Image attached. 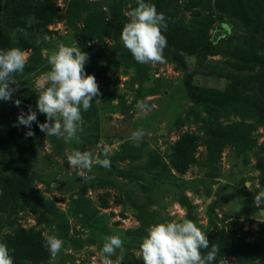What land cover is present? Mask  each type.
Listing matches in <instances>:
<instances>
[{
	"label": "rangeland",
	"instance_id": "374dc122",
	"mask_svg": "<svg viewBox=\"0 0 264 264\" xmlns=\"http://www.w3.org/2000/svg\"><path fill=\"white\" fill-rule=\"evenodd\" d=\"M70 1L55 0L59 17L37 31L41 35L39 44L18 29L5 27L13 47L26 52V66L35 68L23 74L35 102V88L50 70V53L61 42L79 47L78 34L88 14L81 12L75 25H69L64 14ZM171 1L181 25L193 28L197 22L213 20L210 34L222 52L198 54L186 64L194 72V84L223 90L229 82L219 74L234 71L229 50L243 47L249 31L235 19H218L220 13L215 7L199 8L196 15L188 9L190 0ZM85 2L106 18L127 17L126 12L136 6V0ZM45 35L50 42L43 40ZM23 40H28L31 47L24 48ZM85 53V71L95 76L100 95L88 111H82L79 142L65 143L45 133L41 136L33 171L37 192L33 205L40 213L21 212L15 225H6L3 234L32 228L62 239L61 252L44 264H100L103 238L108 235H120L124 240L120 264H143L139 246L146 229L173 219H190L206 235L236 230L249 241L264 238V201L259 206L254 203L255 194L264 191L257 167L258 158L264 155V122L252 115L241 117L231 109L222 113L194 102L187 94L184 68L173 61L137 63L120 38L95 41L91 51ZM254 97L264 104L261 97ZM141 103L144 107H137ZM0 106L7 109V101L0 100ZM138 129L143 130V136L135 146L132 134ZM212 129L242 133L249 142L246 152L238 156L228 146L216 168L211 169L207 141ZM186 133L199 136L197 163L180 174L170 160L175 143ZM74 149L90 151L94 159L105 158L106 149L110 168L94 163L88 180H83L79 170L67 161V154ZM185 201L191 205V215L183 205ZM103 204H108L107 208ZM119 255L117 250L111 259L115 261ZM227 264L237 263L229 257ZM255 264H264V256Z\"/></svg>",
	"mask_w": 264,
	"mask_h": 264
},
{
	"label": "trees",
	"instance_id": "16d2710c",
	"mask_svg": "<svg viewBox=\"0 0 264 264\" xmlns=\"http://www.w3.org/2000/svg\"><path fill=\"white\" fill-rule=\"evenodd\" d=\"M146 2L154 4L157 11L168 18L167 30L164 32L168 46L163 54L165 61L176 62L185 69V87L190 99L222 113L231 109L241 117L252 115L264 122V104L254 97L258 95L264 100V0H190L188 3V9L194 10L196 15L199 8L215 7L220 13L218 19H235L249 31L243 47L229 50L234 58L230 63L234 71L219 74L229 82L223 90L194 84V72L186 64L189 58L198 54L212 55L222 52L221 47L214 44L210 34L213 20L207 18L197 22L193 28L186 27L177 23L179 13L172 7L171 0ZM83 11L88 15L78 34V46L82 51L90 52L91 44L95 41L120 38L127 17L113 15L106 18L85 0H71L64 14L67 23L74 26L75 19ZM58 17L59 8L55 0H0V49L13 47L5 27L18 29L28 37L37 39L41 37L37 31L41 27L46 29ZM23 41L24 48L31 47L28 40ZM181 51L187 54V58L179 54ZM33 70L34 66H26L24 72ZM23 74L15 77L19 88L13 94L12 101H7V109L0 106V242L8 245L14 264H44L53 256L43 247L44 235L41 232L32 228H18L13 233L3 234L6 225H15L21 212L30 210L40 213L39 207L33 205L37 193L33 186V171L39 155V140L44 132L34 123L31 128L34 135L26 136L28 129L17 126V117L21 110L27 113L29 106L37 111L39 123H44L46 116L38 112ZM16 99L21 101L19 107L14 104ZM210 135L207 141V160L213 170L226 147H233L240 156L249 146L246 137L238 131L212 129ZM198 141L199 136L193 133H186L177 140L170 160L176 172L185 174L197 163ZM257 167L260 171V184L264 187V155L258 158ZM183 205L191 215L189 202L185 201ZM107 206L108 204H103L102 207ZM83 213L85 210L81 212ZM207 237L209 249L202 250L204 254L213 244L220 248L214 264H227L229 257L234 258L237 264H255L264 256V238L249 241L240 237L236 230H218Z\"/></svg>",
	"mask_w": 264,
	"mask_h": 264
},
{
	"label": "clouds",
	"instance_id": "9594fccd",
	"mask_svg": "<svg viewBox=\"0 0 264 264\" xmlns=\"http://www.w3.org/2000/svg\"><path fill=\"white\" fill-rule=\"evenodd\" d=\"M126 16L128 19L122 28L120 39L134 60L141 64L164 63L163 53L168 46L167 37L164 35L168 26L165 14L158 12L155 5L146 0H136V6L130 8ZM43 40L50 42L47 35ZM36 42L39 44L40 38ZM179 54L187 58L183 51ZM27 61L26 52L18 47L0 49V100L12 101L13 94L19 88L15 77L23 74ZM87 62V53L77 46L62 42L50 53L47 57L50 70L44 73L35 88L38 92L37 110L46 116V120L39 123L37 111H33L30 106L27 113L21 110L17 117V126L28 129L26 136L34 135L31 128L35 123L46 136L63 139L65 143L79 142L77 133L83 125L82 111H88L94 98L100 95L95 76L85 71ZM14 104L19 107L21 101L16 99ZM137 107L143 108L144 105L141 103ZM142 136V129L133 132L132 138L137 141L135 146H139ZM103 155V159H94L92 152L74 149L67 154V161L87 181L94 163L106 169L110 168L106 149ZM261 201H264V191L254 196L257 206ZM146 233L139 246L143 264H214L220 252L215 244L206 254L202 252L209 249V239L194 221L187 218L157 222L150 225ZM103 240L99 254L100 264H120L123 259L124 240L120 235H108ZM43 241V247L53 257L63 248V240L56 235L45 234ZM117 250L120 255L113 261L111 257L116 256ZM0 264H14L5 242H0Z\"/></svg>",
	"mask_w": 264,
	"mask_h": 264
}]
</instances>
